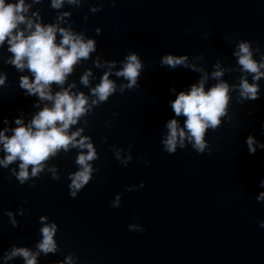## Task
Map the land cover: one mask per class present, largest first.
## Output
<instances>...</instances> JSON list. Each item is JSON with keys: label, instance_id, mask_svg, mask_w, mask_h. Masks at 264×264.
Here are the masks:
<instances>
[{"label": "water", "instance_id": "obj_1", "mask_svg": "<svg viewBox=\"0 0 264 264\" xmlns=\"http://www.w3.org/2000/svg\"><path fill=\"white\" fill-rule=\"evenodd\" d=\"M25 3L34 24L57 25L95 42L64 85L51 88L55 95L74 84L73 93L88 97L91 108L68 132L83 129L77 141L89 137L96 157L75 198L71 176L81 170L77 159L87 148L57 150L37 176L29 165L23 183L19 159L0 165V264H26L20 255L5 258L13 248L38 254L37 264H69V257L71 264H264V202L257 201L264 192L258 187L264 178V76L254 81L256 74L236 55L248 43L252 59L264 63V0H64L60 8L53 0ZM8 48L7 41L0 46V75L6 76L0 130L7 127L11 136L17 118L28 124L51 102L20 87L21 76L32 79V73L8 62L14 55ZM132 54L142 67L128 87L116 73ZM167 55L187 59L171 67L163 63ZM89 72L85 85L81 78ZM106 73L116 90L92 104L98 100L92 89ZM243 79L258 85L257 99L241 96ZM201 80L205 91L229 85L225 115L206 130L203 153L185 138V146L170 154L163 143L167 123L176 119L183 127L187 119L175 115L171 102ZM249 136L255 155H249ZM53 223L56 251L45 254L38 248L41 229Z\"/></svg>", "mask_w": 264, "mask_h": 264}, {"label": "clouds", "instance_id": "obj_2", "mask_svg": "<svg viewBox=\"0 0 264 264\" xmlns=\"http://www.w3.org/2000/svg\"><path fill=\"white\" fill-rule=\"evenodd\" d=\"M63 2L64 0H53V7L60 8ZM69 2L75 3L77 0H69ZM30 7L31 5L26 4L25 0H0V46L7 41L8 50L14 54L8 62L21 72L27 68L32 73V79L21 76L20 87L26 90L27 95H38L41 100L50 101L51 106L45 105L28 124H25L22 118H17L15 123L18 127L11 130V136L6 134L9 131L7 127L0 130V146H2L0 151L5 153L4 158L0 159V165L7 167L8 164L19 159L21 163L18 179L23 183L29 176V165L33 166L31 175L37 176L43 169L42 162L50 155H55L57 150L67 151L70 144L80 149L87 148V153L82 152L77 159V163L82 166L81 170L71 176L70 195L75 198L77 190L90 180L92 169L88 161L96 157V152L89 137H81L77 141L83 129L72 132L71 135L68 130L71 125L77 124L79 118L91 108V104L83 93L77 94L71 91L75 87L74 84L62 88L55 95L52 94L51 85L56 83L63 86L68 75L72 73L73 66L82 58L87 59L89 54L95 51L96 45L93 40L86 41L82 35L70 29L59 28L57 25L34 24L32 19L25 15ZM21 25L25 27L22 28ZM58 31L61 35L59 43L56 42ZM236 55L245 71L256 74L253 77L254 81L264 76V71H261L264 69V63L258 64L252 59L248 43H241ZM186 59V56L167 55L163 58V63L175 67L184 64ZM141 67L137 55L132 54L127 57V62L116 75L125 77L129 81L128 87H132L136 84ZM89 75L90 72L81 78L85 85L89 83ZM108 75L106 73L101 78V83L92 89L93 95L98 98L93 100L92 104L106 101L115 92L116 85ZM214 75L219 77L222 73L216 72ZM5 79L6 76L0 75V85L5 83ZM204 83L205 81L201 80L199 84H193L188 92L181 91L171 102L175 115H183L187 119L183 127L176 119H171L167 123L169 132L163 143L170 154L176 152L177 145L181 148L185 146V138L193 143L198 152L203 153L206 147L204 139L206 130L217 127L220 124V117L225 115L229 102V85L221 82L205 91ZM240 90L241 96L245 98L252 100L258 98V85H250L246 79L242 80ZM4 123L8 124L7 118ZM246 143L249 147V155H255L254 138L249 136ZM260 147L264 148V144ZM258 187L264 188V178L259 180ZM257 201L264 202V192L259 194ZM259 227L264 228V221H260ZM144 230L142 228L141 232ZM41 232L43 239L38 248L45 254L49 252L54 254L56 244L53 236L56 225L53 223L51 226H45ZM17 255L23 256L26 264H37L38 254L25 248H13L5 258L10 259Z\"/></svg>", "mask_w": 264, "mask_h": 264}]
</instances>
